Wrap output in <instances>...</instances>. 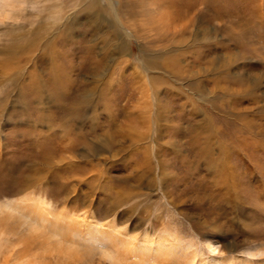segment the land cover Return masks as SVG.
Masks as SVG:
<instances>
[{"label":"rangeland","instance_id":"374dc122","mask_svg":"<svg viewBox=\"0 0 264 264\" xmlns=\"http://www.w3.org/2000/svg\"><path fill=\"white\" fill-rule=\"evenodd\" d=\"M151 4L180 28L155 27ZM31 196L93 228L115 215L118 230L167 234L162 264H188L190 244L264 264V0L0 7V203ZM2 209L25 246L0 264H156L80 240L83 225L63 253Z\"/></svg>","mask_w":264,"mask_h":264},{"label":"bare ground","instance_id":"6f19581e","mask_svg":"<svg viewBox=\"0 0 264 264\" xmlns=\"http://www.w3.org/2000/svg\"><path fill=\"white\" fill-rule=\"evenodd\" d=\"M10 2H11V0H2L0 3V7H3V10H4L5 7L9 5ZM99 2H101V0H98V3ZM96 14H98V15L101 14V16H103V15L106 16L103 13V11H100V13L96 12ZM149 17H150L151 21H153V23L156 25L155 27H157L160 30L168 31V30L173 29V30L177 31L180 28V26L178 24L172 23L170 17H168L167 14L163 10H160L159 8H157L156 6H154L152 4L150 6ZM2 203H0V212L4 211L2 208H8V210H10L11 216L16 218L20 224L26 225V227L28 228L27 229L28 233L33 234V235L35 234L37 236V238L38 237L44 238V240H46L47 244L51 247H53L56 244V246L59 247L62 250V252H63V249L60 247L61 243L65 242L67 240L66 237H71L72 238L71 242H74V239L76 237H78L79 229L82 225L86 229H85V234L83 236H81L82 238L80 240H83L85 242L91 241L94 243L96 241L97 242L100 241V242H104L106 244H109L110 247L112 248V250L116 253V257L118 259L121 258L123 261L131 260V258L138 259V260L139 259H147V260L150 259L151 261H154L156 264H158V263L162 264L161 261L163 260V258L167 255L168 256L171 255L172 253L174 254L176 249H177V248L175 249V247H177L176 246L177 240L169 239L170 236H168L167 234H164V233H161L159 235L157 234L156 235L157 237L156 236L153 237V236H150L148 233H146V231L143 234H140V233H135V234L130 233L129 234L128 230H126V229H128L126 226L123 227V230H118V228L114 224L115 215L112 216L111 218L107 219L104 222V224H102V228H100V227L99 228H96V227L93 228L92 227L93 225L91 223L93 221V219H91V218L83 219L84 217L79 218V217L72 216L69 213H68L69 215L65 214L66 212L65 213L64 212H58L57 209L51 203L45 201L43 198H40V197L31 196V197H29V199H28V197L27 198L22 197L19 200H8L4 204H2ZM8 215L10 216L9 213H8ZM86 219H88V220H86ZM69 235H71V236H69ZM29 237H30V235H29ZM21 238H23V237H21ZM25 238H27L26 235H25ZM35 239H36V237H35ZM52 239H55L56 242H55V240L52 241ZM26 242H28L27 239H26ZM35 243L37 245V242H35ZM78 244H76V245H78ZM84 244L85 243H83L82 245H84ZM23 245L24 244H22L20 246L18 244V242L9 241L8 236L4 233V231L0 230V256H2L1 258L3 261L8 262L10 260V258L21 259L22 254H20V253L22 252L21 249H23V247H22ZM67 245L68 244H66V247H68ZM207 246L211 250L216 249V247L214 246V244L212 242H208ZM78 248H79V246H78ZM60 249H59V251H60ZM67 249L71 250L70 247ZM85 249H87V248H85ZM185 251H187L185 253L189 256V257H187L188 264H190L189 262H192L193 260L194 261L196 260V262L198 260H200L201 264H218L216 259H215L216 257L215 258H213V257L209 258L208 257L209 259L206 260L207 258H205V257H207V256H205V257L202 256L204 254H200V258L196 259L199 252H198L197 248L191 244L187 245L185 247ZM63 253H65V252H63ZM67 253H69V252L67 251ZM67 253L65 255H67ZM113 255H115V254H113ZM220 255H221V253H220ZM67 256H69V255H67ZM221 256H220V258H221ZM228 258H230V257H227L226 259L223 258L224 260L222 259L223 261L220 264H230ZM111 259H112V257H111ZM139 261H141V260H139ZM128 262H130V261H128ZM123 264H124V262H123Z\"/></svg>","mask_w":264,"mask_h":264}]
</instances>
